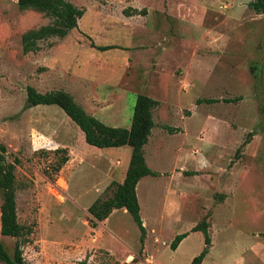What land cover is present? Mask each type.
<instances>
[{
    "label": "rangeland",
    "instance_id": "1",
    "mask_svg": "<svg viewBox=\"0 0 264 264\" xmlns=\"http://www.w3.org/2000/svg\"><path fill=\"white\" fill-rule=\"evenodd\" d=\"M66 1L84 11L77 28L24 53L21 36L51 19L0 0V144L19 161L25 264H190L204 248L202 264H264V12L251 0ZM28 86L63 90L110 127H130L138 94L158 101L148 162L170 180L139 186L143 243L128 213L96 222L87 211L113 193L94 194L90 166L123 169L131 149L87 145L59 107H28ZM202 222L208 246L191 232ZM15 241L0 234L10 255Z\"/></svg>",
    "mask_w": 264,
    "mask_h": 264
},
{
    "label": "trees",
    "instance_id": "2",
    "mask_svg": "<svg viewBox=\"0 0 264 264\" xmlns=\"http://www.w3.org/2000/svg\"><path fill=\"white\" fill-rule=\"evenodd\" d=\"M20 10L31 9L42 13L51 19V22L36 30H31L21 36L22 50L24 53L38 50V42L50 37L64 38L71 30L78 26L84 11L76 8L66 0H16ZM248 8L260 14L264 12V0H251ZM112 47H100L105 51ZM1 78V76H0ZM201 101L198 100L197 103ZM213 103V100H205ZM26 103L28 107L57 106L83 133L87 145L99 149L119 148L129 146L131 156L121 184L112 183V196L106 200L96 199L87 209L89 215L96 222L105 221L114 210L124 209L136 223L140 232V242L143 243L145 228L140 216V206L136 196V185L146 176L157 177L159 174L152 171L144 158V146L148 143L151 130L154 128L152 111L158 106V101L138 94L136 96L131 124L129 128L110 127L100 122L95 117L87 114L74 98L63 90L39 93L35 88H26ZM169 132L173 130L166 127ZM6 147L0 144V234L3 237L14 238V251L10 255L0 242V264H25L22 247L28 242L31 228L18 222L15 200V165L18 158L8 163L6 161ZM58 152V151H56ZM68 161L65 155L59 159L55 166L58 172ZM201 231L204 235L205 246L210 245L207 224L202 222L191 229V232ZM188 236V233L177 235L170 244V249L175 251L178 245ZM208 251L204 248L197 256L193 257L190 264H202Z\"/></svg>",
    "mask_w": 264,
    "mask_h": 264
},
{
    "label": "crops",
    "instance_id": "3",
    "mask_svg": "<svg viewBox=\"0 0 264 264\" xmlns=\"http://www.w3.org/2000/svg\"><path fill=\"white\" fill-rule=\"evenodd\" d=\"M152 132V130H151ZM150 142V136H149V140H148V143L144 146V158H145V162L147 164V166L152 170V171H155L159 174V176L157 177H152V176H146V177H143L139 180V182L137 183L136 185V196H137V200H138V203L140 202L139 201V194H138V191H139V186L141 185V182L147 178V177H152V178H156V179H160V178H167L170 180V177H165L164 176V172H159L157 170H153L150 166H149V160H148V144ZM125 147V146H123ZM129 147V146H127ZM121 148V147H119ZM130 148V147H129ZM131 149V148H130ZM111 167L109 168V170L107 171H103L101 172L102 170V167L101 165L99 166V164L95 165L93 168H91L90 166V171H93L91 172V176L95 178V187H94V194L97 195V197H99L103 191L109 187L112 183H117V184H121L124 180V177H125V173H126V170H127V167H128V164L129 162H127V164L123 167V169H119L118 167L121 166V162L119 160H116L115 163H111ZM109 165V164H108ZM97 178V179H96ZM117 212H122V213H127L124 209H120V210H114L110 215L109 217L105 220L107 221L111 216H113L114 214H116ZM141 216V215H140ZM142 219V218H141ZM103 221V222H105ZM142 223H143V226H145V222L144 220L142 219ZM145 228V227H144ZM146 230V229H145ZM183 241V240H182ZM182 243V242H181ZM180 243V244H181ZM179 244V245H180ZM178 249V248H177Z\"/></svg>",
    "mask_w": 264,
    "mask_h": 264
}]
</instances>
